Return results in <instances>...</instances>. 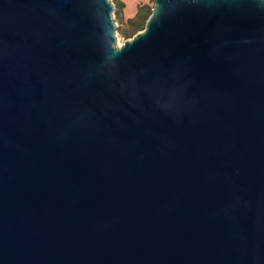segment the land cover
I'll list each match as a JSON object with an SVG mask.
<instances>
[{"label": "water", "instance_id": "1", "mask_svg": "<svg viewBox=\"0 0 264 264\" xmlns=\"http://www.w3.org/2000/svg\"><path fill=\"white\" fill-rule=\"evenodd\" d=\"M0 0V264H264V0Z\"/></svg>", "mask_w": 264, "mask_h": 264}, {"label": "rangeland", "instance_id": "2", "mask_svg": "<svg viewBox=\"0 0 264 264\" xmlns=\"http://www.w3.org/2000/svg\"><path fill=\"white\" fill-rule=\"evenodd\" d=\"M112 2L114 3V18L116 21V26H117V31H116V37H117V43L119 46H121L126 40L131 39L132 37L128 38L126 35H124V30L128 29L129 26L126 22L127 18L125 16V3L121 0V2H123V7L118 9V4L117 2H114L112 0ZM131 3H129L131 6L132 4H134L132 6V8H136V11L141 7V6H146L147 8H151L154 6V0H130ZM135 6V7H134ZM130 8V7H129ZM136 13V12H135ZM141 31V30H139ZM137 31V33L139 32ZM136 33V34H137Z\"/></svg>", "mask_w": 264, "mask_h": 264}, {"label": "trees", "instance_id": "3", "mask_svg": "<svg viewBox=\"0 0 264 264\" xmlns=\"http://www.w3.org/2000/svg\"><path fill=\"white\" fill-rule=\"evenodd\" d=\"M118 4V11L123 7V2L121 0H113ZM154 7V6H153ZM153 7L147 8L146 6H141L135 13L133 17L127 18L126 22L129 26L128 29L124 30V35L128 38L133 37L137 31L143 30L146 26V22L150 15L152 14Z\"/></svg>", "mask_w": 264, "mask_h": 264}, {"label": "crops", "instance_id": "4", "mask_svg": "<svg viewBox=\"0 0 264 264\" xmlns=\"http://www.w3.org/2000/svg\"><path fill=\"white\" fill-rule=\"evenodd\" d=\"M124 3H125V6L124 9H125V16L126 18H129V17H133L135 15V12H136V8H132V6L134 4H132V6L129 4L131 3L130 0H122ZM130 7V8H129ZM135 7V6H134Z\"/></svg>", "mask_w": 264, "mask_h": 264}]
</instances>
